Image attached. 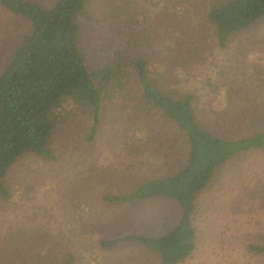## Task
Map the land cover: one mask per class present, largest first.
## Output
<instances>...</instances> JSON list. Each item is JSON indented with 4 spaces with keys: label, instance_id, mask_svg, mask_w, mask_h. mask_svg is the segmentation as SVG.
<instances>
[{
    "label": "rangeland",
    "instance_id": "obj_1",
    "mask_svg": "<svg viewBox=\"0 0 264 264\" xmlns=\"http://www.w3.org/2000/svg\"><path fill=\"white\" fill-rule=\"evenodd\" d=\"M149 1L88 0L81 41L87 63L94 66L113 51L118 25L120 34L133 41L128 46L149 59L151 75L160 80L163 70L176 66L177 48L181 52L197 44L200 60L182 70L175 87L208 99L204 78H217L227 59L234 62V45L245 38L217 49L205 18L215 0ZM27 29L22 17L0 6V71ZM263 34L264 20L248 30L247 38ZM255 62L263 64L264 55L250 54L241 65L247 69ZM233 65L235 70L240 66ZM136 90L130 82L127 94L134 99L123 111L114 104L102 109L92 138L88 107L64 102L59 109L64 122L48 146L53 158L24 153L10 168L11 198L0 200V264H58L67 255L72 264H160L154 253L133 243L112 249L99 245L124 235L160 233L180 216L174 202L123 204L105 197L175 169L186 154L184 132L159 113L139 110ZM193 224L196 248L177 264H264L263 253L248 250L264 245V147L239 151L214 169L196 198Z\"/></svg>",
    "mask_w": 264,
    "mask_h": 264
},
{
    "label": "trees",
    "instance_id": "obj_2",
    "mask_svg": "<svg viewBox=\"0 0 264 264\" xmlns=\"http://www.w3.org/2000/svg\"><path fill=\"white\" fill-rule=\"evenodd\" d=\"M87 5L88 0H53L50 4L0 0L3 9L22 17L28 26L9 49L0 71V200L11 198L6 176L21 155L53 158L48 146L64 122L59 110L64 102L88 107L92 138L105 106L114 104L123 111L134 99L127 94L132 82L137 88L136 107L159 113L178 126L186 138V154L175 169L138 181L124 194L105 197L123 204L174 202L180 216L160 233L124 235L99 245L112 249L133 243L154 253L160 264H177L196 248V198L214 169L239 151L264 147V63L255 62L247 69L241 65L250 54L264 55V34L247 38L248 30L264 20V0H215L206 10L217 49L227 50L237 38H247V43L236 41L237 58L234 62L227 59L217 78H204L202 91L208 99L175 87L182 70L186 72L201 57L197 44L181 52L177 48L176 66L163 70L160 80L151 75L149 59L128 46L133 41L120 34L118 25L113 51L90 66L81 48ZM233 63L240 65L237 70ZM248 250L264 254V245H249ZM72 263V256L67 255L58 264Z\"/></svg>",
    "mask_w": 264,
    "mask_h": 264
}]
</instances>
